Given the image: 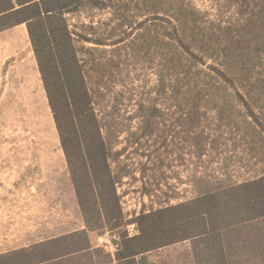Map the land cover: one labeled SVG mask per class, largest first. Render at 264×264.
Returning a JSON list of instances; mask_svg holds the SVG:
<instances>
[{
  "label": "rangeland",
  "instance_id": "374dc122",
  "mask_svg": "<svg viewBox=\"0 0 264 264\" xmlns=\"http://www.w3.org/2000/svg\"><path fill=\"white\" fill-rule=\"evenodd\" d=\"M76 1L64 20L114 154L121 208L110 204L100 219L89 197L86 215L79 204L84 221L101 226L88 228L93 247L82 260L118 264L120 236L139 234L141 214L208 191L222 211L227 189L264 175V0ZM216 62L230 83L196 79ZM172 73L187 77L161 88L159 77ZM78 165L74 155L68 165L61 147L25 23L0 31V210L26 196L69 205L77 198L69 170L80 178ZM183 210L175 232L193 234L192 205ZM231 230L228 264H264V217ZM205 247L188 238L138 254L134 264H211L199 260Z\"/></svg>",
  "mask_w": 264,
  "mask_h": 264
},
{
  "label": "trees",
  "instance_id": "16d2710c",
  "mask_svg": "<svg viewBox=\"0 0 264 264\" xmlns=\"http://www.w3.org/2000/svg\"><path fill=\"white\" fill-rule=\"evenodd\" d=\"M78 3L76 0H0V31L25 23L68 165L73 155L79 158L78 166L82 172L80 178L74 174L72 176V169L69 170L78 202L86 215L84 206L87 203L85 204L84 198L89 197L93 203L94 215L102 219L108 213L107 207H112L114 203L117 213H121L115 186L118 180L113 176L110 166V158L114 154L92 106L91 96L79 60L73 54L74 46L64 20V14L75 11ZM95 3L99 7L106 5L104 0H96ZM95 43L103 44L97 41ZM178 60L181 62L180 57ZM174 61V58L167 59L170 71L174 69ZM222 65L220 62L209 64L211 74L203 71L204 74H199L196 79L201 82L203 77V81L215 77L218 82L230 83L231 80ZM186 77V74L176 73L168 74L167 78L161 75L158 79L159 86L164 88L169 83H179ZM81 181L86 182V194H82L77 188ZM227 192V208L222 211H219L221 205L217 203L214 191H208L186 204L167 206L141 214L139 234L128 236L123 233L120 236L115 260L118 264L121 261L134 264V257L138 254L191 238L206 245L205 253L199 260H212L211 264H228L229 248L233 245L231 229L264 217V175L234 185ZM187 205H192L194 210L195 223L192 229L196 231L193 234L180 235L175 232V227L180 225L176 214L179 213L180 218H184L183 208ZM238 213H243L241 222L235 221ZM86 225L89 229L101 227L91 225L88 217ZM223 236L227 237L223 240Z\"/></svg>",
  "mask_w": 264,
  "mask_h": 264
},
{
  "label": "crops",
  "instance_id": "0c3cea01",
  "mask_svg": "<svg viewBox=\"0 0 264 264\" xmlns=\"http://www.w3.org/2000/svg\"><path fill=\"white\" fill-rule=\"evenodd\" d=\"M23 199L11 203V210H0V264H86L82 259L93 246L77 198L69 205L54 196ZM74 237L79 248L71 252Z\"/></svg>",
  "mask_w": 264,
  "mask_h": 264
}]
</instances>
